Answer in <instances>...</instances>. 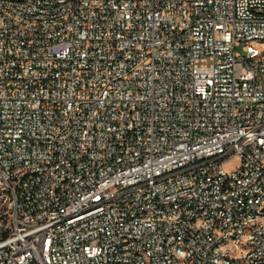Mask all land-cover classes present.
I'll list each match as a JSON object with an SVG mask.
<instances>
[{
  "label": "built area",
  "instance_id": "2783aa9c",
  "mask_svg": "<svg viewBox=\"0 0 264 264\" xmlns=\"http://www.w3.org/2000/svg\"><path fill=\"white\" fill-rule=\"evenodd\" d=\"M0 264H264V0H0Z\"/></svg>",
  "mask_w": 264,
  "mask_h": 264
},
{
  "label": "rangeland",
  "instance_id": "374dc122",
  "mask_svg": "<svg viewBox=\"0 0 264 264\" xmlns=\"http://www.w3.org/2000/svg\"><path fill=\"white\" fill-rule=\"evenodd\" d=\"M238 164H239V159L236 157H233L229 159L228 162H226L224 166L227 171H230L234 169L235 167H237Z\"/></svg>",
  "mask_w": 264,
  "mask_h": 264
}]
</instances>
